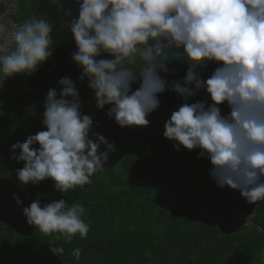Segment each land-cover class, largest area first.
I'll use <instances>...</instances> for the list:
<instances>
[{
    "label": "clouds",
    "instance_id": "clouds-1",
    "mask_svg": "<svg viewBox=\"0 0 264 264\" xmlns=\"http://www.w3.org/2000/svg\"><path fill=\"white\" fill-rule=\"evenodd\" d=\"M54 4L58 0H52ZM78 12L63 11L95 107L121 127H146L161 104L159 95L176 93L184 103L164 123L163 136L180 151L199 149L217 187L236 190L247 203L264 201V0H73ZM52 25L32 18L11 28L0 22V77L31 75L53 50ZM186 64L182 79H166ZM214 64L204 79L200 71ZM47 91L42 124L46 130L10 146L21 184L51 179L62 194L92 182L114 152L92 132L93 118L81 112L76 83L69 77ZM203 91L208 99L193 100ZM189 100L193 102L189 103ZM210 101V102H209ZM221 105L229 111L224 114ZM92 137H95L93 140ZM38 145V147H33ZM104 150L101 151V146ZM17 150H19L17 152ZM18 206L21 200L14 196ZM85 209L65 199L22 208L26 223L45 236L58 233L65 244L89 225ZM59 257L65 249L52 246ZM79 260L81 249H73Z\"/></svg>",
    "mask_w": 264,
    "mask_h": 264
},
{
    "label": "trees",
    "instance_id": "trees-1",
    "mask_svg": "<svg viewBox=\"0 0 264 264\" xmlns=\"http://www.w3.org/2000/svg\"><path fill=\"white\" fill-rule=\"evenodd\" d=\"M18 1L20 13H25L18 16V23L44 18L52 25L53 50L31 75L15 76L31 93L11 78L0 82V264H264V201L250 204L238 191L217 187L208 174L209 161L198 157L199 149L181 146L176 151L163 136L164 123L184 103L182 98L166 91L159 95L160 107L147 117L148 126L119 127L105 115L109 106L97 110L87 81L78 80L82 69L71 59L75 42L68 26L59 28L61 18L52 0ZM174 67L166 79H182L184 73ZM214 67L209 64L201 70L204 79ZM62 77L76 83L81 112L94 121L92 132L116 149L90 184L65 194L54 189L51 179L21 184L16 170L23 162L10 159L12 144L46 130L43 101L50 88L59 93L57 81ZM193 100H200L198 94ZM14 196L20 198V206ZM37 198L42 205L65 199L83 206L87 237L77 234L65 244L62 235L45 236L27 224L22 208ZM204 204L219 212H208L201 207ZM230 211L254 215V224L263 233L222 215ZM52 246L63 247L64 254L53 255ZM77 247L79 260L72 256Z\"/></svg>",
    "mask_w": 264,
    "mask_h": 264
},
{
    "label": "built area",
    "instance_id": "built-area-1",
    "mask_svg": "<svg viewBox=\"0 0 264 264\" xmlns=\"http://www.w3.org/2000/svg\"><path fill=\"white\" fill-rule=\"evenodd\" d=\"M21 11V7L18 0H7L1 4L0 11V22H4L11 28L12 25H20L16 20ZM13 83L16 86L23 88L28 93H31L32 90L28 86H24L19 84L15 77H11ZM202 208H206L208 212L217 213L219 210L216 207L204 204L201 206ZM223 216L230 218V220L234 223L244 224L245 226H250L254 228L258 233L262 234L263 230L260 226L254 224V215L247 213H236L235 211H230L228 213H222Z\"/></svg>",
    "mask_w": 264,
    "mask_h": 264
},
{
    "label": "water",
    "instance_id": "water-1",
    "mask_svg": "<svg viewBox=\"0 0 264 264\" xmlns=\"http://www.w3.org/2000/svg\"><path fill=\"white\" fill-rule=\"evenodd\" d=\"M7 0H0V4L4 3ZM55 7L58 9L60 18H61V23H60V29H63L64 27H66V22L63 16V11H68L71 10L73 17H75L77 15L78 12V5L73 3V0H58L57 4H54ZM176 66L183 72L185 73L186 71V64L183 63H177ZM201 73L202 76V72L201 70H198ZM203 77V76H202ZM198 97L200 98V100L202 99H208V97L205 95V93L203 91H201L200 93H198ZM210 102V101H209ZM221 108L223 110V113L226 114L229 109L226 107V105H221Z\"/></svg>",
    "mask_w": 264,
    "mask_h": 264
},
{
    "label": "rangeland",
    "instance_id": "rangeland-1",
    "mask_svg": "<svg viewBox=\"0 0 264 264\" xmlns=\"http://www.w3.org/2000/svg\"><path fill=\"white\" fill-rule=\"evenodd\" d=\"M19 15H20L21 17H25V13H24V12H21Z\"/></svg>",
    "mask_w": 264,
    "mask_h": 264
}]
</instances>
